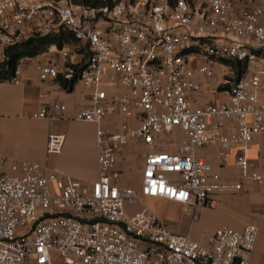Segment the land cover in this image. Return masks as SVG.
Instances as JSON below:
<instances>
[{
    "label": "built area",
    "instance_id": "built-area-1",
    "mask_svg": "<svg viewBox=\"0 0 264 264\" xmlns=\"http://www.w3.org/2000/svg\"><path fill=\"white\" fill-rule=\"evenodd\" d=\"M59 27L88 52L75 79L88 103L72 119L95 125L97 177L86 185L25 160L5 172L0 154V264H51V254L58 264H264L249 260L264 210L260 227L220 226L200 244L170 232L147 207L128 214L125 203L137 194L118 184L113 166L128 140L141 142L138 193L180 202L191 216L215 192L264 185V150L255 162L247 157L253 137L264 136V0H0V58L4 47ZM223 59L244 63L235 80ZM60 62H35L38 79H55ZM60 66L70 79L72 69ZM210 81L220 96L194 105L193 94ZM114 114L136 124L105 129L101 120ZM34 115L64 119L65 105L40 102ZM62 139L48 134L46 151L57 153ZM210 146L218 168L233 166L237 180L221 179L198 154Z\"/></svg>",
    "mask_w": 264,
    "mask_h": 264
},
{
    "label": "crops",
    "instance_id": "crops-1",
    "mask_svg": "<svg viewBox=\"0 0 264 264\" xmlns=\"http://www.w3.org/2000/svg\"><path fill=\"white\" fill-rule=\"evenodd\" d=\"M68 55L62 59L58 50L50 47L32 58L22 59L18 83L0 81V154L6 157L3 171H8V163L25 160L33 162L47 171H54L62 176L79 180L89 185L97 177L95 150V125L72 119L74 112L88 103V90L79 81H75L69 91H65L55 79L39 80L34 69L35 62H60L75 64L81 60V54L72 46H64ZM218 71V69H217ZM212 82L203 85L193 94V104L200 105L213 102L220 95L211 90ZM38 92L47 94L39 100ZM57 101L65 105V118L51 120L34 115L40 102ZM125 121L136 124L132 117L114 114L101 120L105 129H114ZM62 134L63 139L57 153L46 151L48 134ZM179 132L170 137L172 143L168 151L175 149ZM264 150V136L253 137L247 150V157L255 162L256 157ZM147 148L139 141L132 139L115 153L113 166L119 173L118 184L129 187L137 194L134 203H125L128 214L144 206L148 209L172 210V221L166 225L175 234H185L200 244H205V237L214 229L225 226L241 230L246 223L260 227L264 210V185L243 183L238 190L213 193L208 200L196 209L193 216L183 204L162 197L141 196L138 193L140 170ZM198 154L218 171L224 180H237V171L233 166L227 170L219 169L216 162L215 147L198 149ZM231 163L233 152L228 156ZM150 209V210H151ZM171 212V211H169ZM154 213V212H153ZM161 220V212L155 214ZM163 221V220H162ZM251 263L264 261V232L259 230L253 249L250 253Z\"/></svg>",
    "mask_w": 264,
    "mask_h": 264
},
{
    "label": "trees",
    "instance_id": "trees-1",
    "mask_svg": "<svg viewBox=\"0 0 264 264\" xmlns=\"http://www.w3.org/2000/svg\"><path fill=\"white\" fill-rule=\"evenodd\" d=\"M82 1L90 5H101L104 3L110 4V0H74ZM64 46H72L76 52L81 54V60L75 64L65 63V67L71 68L73 73L70 79H66L62 76V68H59V72L55 77V81L65 90L69 91L72 88L77 74L84 67L88 52L82 47L77 48V41L73 34L59 27L56 31H51L45 34L34 33L22 39L14 42L3 48V54L0 58V81H9L13 76L15 65L25 58H32L44 51H47L50 47H54L59 50ZM222 65L229 66L234 73L235 80L244 68V63L240 61L223 59L220 61ZM224 87H228L225 84Z\"/></svg>",
    "mask_w": 264,
    "mask_h": 264
},
{
    "label": "rangeland",
    "instance_id": "rangeland-1",
    "mask_svg": "<svg viewBox=\"0 0 264 264\" xmlns=\"http://www.w3.org/2000/svg\"><path fill=\"white\" fill-rule=\"evenodd\" d=\"M151 211L154 212L155 214H158L159 212H161V214L164 216L162 217L163 218L162 220L166 225H168L172 221L171 218L169 219L170 216H173L172 210H169L171 211L169 212L167 209L164 210L161 208V209H151ZM51 264H58V259L55 254L54 255L51 254Z\"/></svg>",
    "mask_w": 264,
    "mask_h": 264
}]
</instances>
